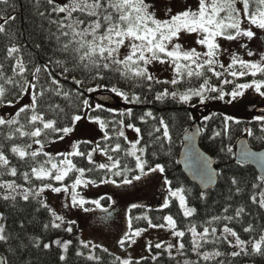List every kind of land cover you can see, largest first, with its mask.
<instances>
[{"label":"trees","instance_id":"obj_1","mask_svg":"<svg viewBox=\"0 0 264 264\" xmlns=\"http://www.w3.org/2000/svg\"><path fill=\"white\" fill-rule=\"evenodd\" d=\"M59 1L0 0V21H4L0 29V106L20 102L29 84L33 85L35 99L34 110H21L7 122L0 117V154L5 158L0 163V255L5 264H122L109 252L99 248L92 251L89 245L81 244L75 224L55 226L42 197L7 198L2 186L13 183L35 190L60 185L33 176L37 168L48 165L49 156H22L16 148L30 150L38 131L42 145L58 141L75 126L88 103L92 107L90 117L101 120L105 129L99 148L117 167L103 169L91 162L88 155L94 146L83 142L79 146L81 154L73 156L75 170L66 184L77 178V170L94 183L119 184L142 175L127 138L121 135L123 125L134 126L140 137L144 173L161 172L168 188L180 190L194 211L189 216L180 199L170 194L164 208L131 210L133 230L164 226L171 217L183 232V251L174 255L165 248L155 249L152 244L154 258L130 264H183L193 259L192 229L207 232L202 250L221 254L217 259H199L193 264H264V207L260 199L264 180L253 166L236 158L237 144L243 139L255 151L264 150L260 122H228L220 113L197 122L193 109L173 95H191L207 80L220 86L221 78L205 68L202 75H187L176 83H168L153 80L146 73L132 74L109 62L108 52L93 44L94 35L87 29L92 27L99 36L108 30L125 29L128 22L124 15L128 10L122 8L128 3L144 7L142 0H69L72 6ZM247 9L250 15L261 12L264 0H247ZM256 78L264 83V69ZM252 79L246 77L243 81ZM102 89L121 92L130 102L129 109L114 112L97 106L95 94ZM34 114L52 125L45 127L34 119ZM195 124L202 130L199 145L214 159L219 174L218 185L208 192L192 183L179 163L184 135ZM104 202L109 205L110 200ZM226 228L249 244L246 252L232 255L230 242L215 235ZM62 238L70 241L66 250L56 243ZM261 239L259 249L251 248V243ZM92 252L95 258L89 256Z\"/></svg>","mask_w":264,"mask_h":264},{"label":"rangeland","instance_id":"obj_2","mask_svg":"<svg viewBox=\"0 0 264 264\" xmlns=\"http://www.w3.org/2000/svg\"><path fill=\"white\" fill-rule=\"evenodd\" d=\"M145 4L125 5L124 15L128 22L125 29H113L105 35L93 33V44L108 52L109 62L120 65L132 74H145L159 82L176 83L187 75L209 74L221 78L220 86L205 81L202 88L191 95H173L187 103L195 112L196 121L201 123L211 114L220 113L228 122H260L264 130V83L256 77L264 69V9L250 15L247 0H142ZM60 4L72 6L69 0ZM236 9V10H234ZM237 15L232 16L233 12ZM4 21H0V29ZM111 30V29H110ZM20 63V62H19ZM23 69V66L20 65ZM253 77L250 81H243ZM2 91L0 88V97ZM99 96H108L111 101H99ZM193 98L197 101L193 102ZM95 104L114 112H125L129 103L121 92L102 89L95 94ZM34 88L29 84L24 98L12 105L0 106L2 122L11 119L21 110H34ZM92 107L87 104L84 114L75 126L65 131L58 141L44 146L39 141V131L34 135L30 150L16 148L22 156L43 153L49 156L48 165L33 172L35 178L52 180L60 185H47L35 190L13 183L3 186L7 198L40 196L54 217V225L75 224L80 242L89 245L92 251L99 248L112 254L122 264L154 258L155 249L165 248L174 255L183 251V232L177 229L171 217L161 227L133 230L131 210L138 207H166L172 198L180 199L181 206L189 216L194 213L180 190L168 188L164 175L158 170L145 172L144 161L139 149V133L136 127L123 125L121 135L130 144L131 155L137 160L143 174L124 183L106 181L94 183L77 170V178L66 184L75 167L73 156L80 155L79 146L90 142L94 147L88 155L91 162L101 168L114 169L117 163L99 148L105 129L98 119H92ZM34 119L45 127L52 124L38 114ZM5 158L0 154V163ZM170 189V190H169ZM170 191V193L168 192ZM174 193H179L174 194ZM178 196V197H176ZM110 200L109 205L104 201ZM264 207V188L260 194ZM1 228V226H0ZM195 256L183 264H193L199 259H217L218 251H204L202 244L207 232L191 230ZM225 237L232 246V255L248 250L249 244L241 240L229 228L215 232ZM263 242L255 241L251 248L259 249ZM64 250L70 244L66 238L56 242ZM95 258L93 252L89 254Z\"/></svg>","mask_w":264,"mask_h":264},{"label":"water","instance_id":"obj_3","mask_svg":"<svg viewBox=\"0 0 264 264\" xmlns=\"http://www.w3.org/2000/svg\"><path fill=\"white\" fill-rule=\"evenodd\" d=\"M99 99L104 102L110 101L108 96H99ZM201 135L202 130L199 124L193 125L187 131L184 135L179 163L189 180L203 192H208L218 185L219 174L214 159L199 145ZM236 158L240 163L253 166L260 178L264 180V150L255 151L251 148L249 141L243 139L237 144ZM0 264H5L1 255Z\"/></svg>","mask_w":264,"mask_h":264}]
</instances>
